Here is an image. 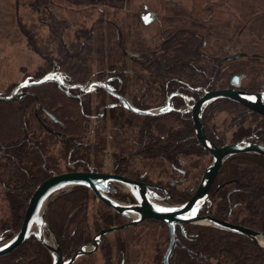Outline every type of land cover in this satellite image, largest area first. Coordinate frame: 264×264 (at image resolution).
<instances>
[{"label": "trees", "instance_id": "trees-1", "mask_svg": "<svg viewBox=\"0 0 264 264\" xmlns=\"http://www.w3.org/2000/svg\"><path fill=\"white\" fill-rule=\"evenodd\" d=\"M51 1L40 2L43 6H52ZM214 5L213 2L206 4L204 0H194L192 6L167 3L166 15L158 22L161 26L159 40L154 41L153 46L143 40L140 29L133 27L130 59L125 54L127 39L123 21L114 20V25H111L103 20V16L93 21L89 16L91 23L86 24V18L85 22L78 19L80 25L76 19L84 16L87 7L84 10L74 9L71 14L75 15L72 16L75 23L72 25L66 17L62 26L60 21L46 25L52 34L51 39L54 38L50 42L54 44L57 56L50 59L45 52L44 65L34 74L35 78L60 71L66 73L71 82L88 84L108 71H131L133 74L125 88L137 89L132 96L142 95L137 93L138 90L146 89L147 102L141 100L139 103L134 99V105L143 110L152 107L149 101L154 97L159 100L157 105L160 106L174 92L187 95L195 92L198 97V89L214 91L231 88L235 76H242L248 82L244 87L246 90L264 91L262 59H250L248 56L233 62L226 60L241 52L256 53L258 44H246L241 48L237 44V51L228 52L232 42L226 35L243 30L242 21L237 14L228 13L226 4ZM138 18L136 13L134 20ZM73 25L78 29L74 30L73 42L68 44L63 33ZM25 34L35 50L39 51L41 46L36 40L40 35L34 34L33 30H26ZM103 36L106 37L104 46L98 44V38ZM260 40L264 42V39ZM47 48L49 51V46ZM13 89L3 94H9ZM30 91L19 102L0 101V207L3 213L0 217V237H4L5 241L11 240L20 231L28 203L40 184L54 174L62 173L63 166L66 171L72 170L77 161L89 162L92 154L100 152L95 147L82 144H90L91 139L81 144L76 140L77 136L92 137L98 131L104 137L102 141H107L105 136L110 133V126L100 124L97 131L95 127L93 130L90 122L94 115L103 114V119H110V114L114 120V135L119 133L129 116V129L134 136L129 152L132 148L135 151L144 150L143 160L151 162V169L168 164L174 171V167H179L180 161L187 156L210 157L196 141L188 114L173 112L156 118L125 115L118 113L119 110L112 112L104 109L101 112L100 108L106 106L107 99L95 108L90 96H86L82 105L72 96L79 92L72 91L67 95L55 84ZM179 103L177 100L176 105ZM219 111L233 115L243 135L246 132L256 134L264 145V117L228 100L212 104L206 115L213 117ZM207 165L201 167L199 178ZM224 181H233L231 183L234 184L228 186L232 192L228 188L222 190L218 196L222 200L210 214L264 234V157L241 155L231 159L223 167L218 180L219 183ZM197 184L198 181L195 187ZM232 185L238 191H233ZM192 192H174L175 202H187ZM120 200L122 203L128 201L126 196ZM47 220L67 258L90 244L101 230L121 226L124 222L122 217L96 201L87 188L81 187L58 193L49 207ZM128 230L138 231L137 237L141 239L136 244L137 250H134L131 238L125 235ZM113 235L117 237L115 244L107 239L108 236L104 237L97 253L85 256L75 264H97L98 253L102 255L104 264H164L171 241L169 227L164 223L147 220L140 226H132ZM178 237L169 264H264V250L236 233L184 225L178 228ZM0 264H52V257L40 242L31 238L12 254L0 258Z\"/></svg>", "mask_w": 264, "mask_h": 264}, {"label": "water", "instance_id": "water-1", "mask_svg": "<svg viewBox=\"0 0 264 264\" xmlns=\"http://www.w3.org/2000/svg\"><path fill=\"white\" fill-rule=\"evenodd\" d=\"M156 18L152 14L144 17L145 24L151 25ZM246 54H235L227 58V61H236L244 58ZM56 82L66 88H75L82 91L91 92L93 89L102 88L109 93H112V87L106 82H94L86 90L84 87L68 86L65 84V77L57 74L47 75L41 80L31 82L25 80L19 84L9 95L3 96L0 94V101L5 103L19 102L26 97L24 89L38 87ZM234 88L207 92L201 99L192 107V117L194 122V130L196 138L203 149L208 152L212 158V163L206 169V172L200 182L199 188L193 198L181 205L165 206L162 202L171 199L169 191H165L167 196L161 198L156 195L154 187L136 182L134 180L96 172H71L64 174H55L42 184H40L33 196L31 197L24 221L20 231L7 243L0 246V258H4L16 250H18L25 242L31 238H35L49 252L52 257V264H75L85 256L95 254L100 245L102 238L110 233L124 229L126 226L114 227L100 231L93 237L92 242L75 252L71 258H67L61 250L57 237L54 233L47 236V231H51V225L47 220V214L50 205L53 203L51 198L61 191L73 188H87L95 198L106 205L108 208L115 211L122 217L131 219L132 222L128 225L137 226L146 220H156L164 223L169 227L171 241L169 249L165 255L164 264H169V260L175 243L179 240L178 225H196L211 227L227 232L236 233L247 237L259 248L264 250V234L250 230L238 225H233L213 218L212 216L201 217L200 213L205 204L210 200V192L217 177L219 176L225 163L241 154H254L264 157V147L258 145L248 139H245L235 144H224L221 147L216 146L206 135L203 126V113L214 102L220 100H228L244 106L250 111L264 117V92L252 93L239 89L240 77L236 76L232 80ZM174 97L172 95L166 107L157 111H140L132 106L127 100L121 99L124 107L129 111L140 116H162L171 112L170 101ZM117 184L123 185L134 196L136 204H122L113 200L109 193L114 190ZM211 208V207H210ZM209 208V209H210ZM193 211L195 214L193 215ZM5 241L4 237H0V243Z\"/></svg>", "mask_w": 264, "mask_h": 264}, {"label": "rangeland", "instance_id": "rangeland-1", "mask_svg": "<svg viewBox=\"0 0 264 264\" xmlns=\"http://www.w3.org/2000/svg\"><path fill=\"white\" fill-rule=\"evenodd\" d=\"M40 1L41 0H0V93L10 91L12 88H15L18 83L27 79V76H32L37 73L44 65L45 52L50 59L56 58L57 51L54 48V44L50 42L54 38L51 39L52 34L46 25L54 24L55 22L60 21L62 26L65 17L68 18L67 20L70 21L69 24L72 25L75 23L72 19V16H75L71 14L73 12L72 10H84V8L87 7V11L83 13L84 16L82 15L83 17H74L77 18L76 21L78 24L81 23V19L85 22L84 18L88 21L86 24L91 23L89 16L92 18V21L96 20L100 16L111 19L112 16H110L109 13L114 11L116 16L113 17V19L116 21L118 20L119 22L123 21L125 23L126 32L129 36L127 48L130 50L131 32L134 26H136L134 27L135 29H142V38L146 42H149L150 45H152L154 41L158 42V32L161 27L159 23L158 25L154 24L150 26V28H141L142 25L139 23V20H134L133 15L135 12L140 11V13H142L144 6L147 5L151 12L156 13L157 17L160 16V18H164L167 12L165 5L167 3L175 4L164 2L162 0H52V6H49L48 4L43 6ZM204 1L206 4H209L210 2L215 3V5L220 3L226 4L225 8L228 13H232L234 16L237 14V18L242 21L240 25L243 30H240L239 32L237 31L229 36L226 35V37H228L227 39L232 42V44L228 47V52L234 53L237 51V47L241 48V46L246 44L256 43L258 44L256 45L258 48L255 49L256 53L263 55L262 53L264 49L262 47L264 46V42L260 39H264V23L262 24V22H264V0ZM193 4L194 1L190 6ZM101 8L106 14L101 15L99 13V9ZM250 28L251 30H248ZM76 29H78V27L73 25L66 30V33H63V37L68 44L73 42L74 30ZM26 30H33L34 34L40 35L36 40L40 44L39 46H41L39 47V51H36L32 46L31 41L28 40V37L25 34ZM105 42V36L98 38V44L104 46ZM237 44L240 46H237ZM47 46H49V51ZM247 83L248 82L246 80H243L242 86H247ZM135 91L136 90L132 88L131 94L133 95ZM226 116V114H221L211 125H216L217 128H219L223 124L224 120L227 119ZM108 131H110L109 128ZM97 134H100V132L97 131ZM126 138L130 141L134 140V136L131 132L126 134ZM133 150L135 151L134 148H132V152ZM210 158L211 157L208 156H192L188 158L189 172L187 179L189 177H193V179L198 178L201 167H205L207 164V166H209L211 164L212 158ZM149 163L151 162L141 159L132 161L130 164V172L132 174H138L141 172L144 173L146 170V172L148 171L150 175L153 176L154 180L157 181L162 179L163 182H170V178H168V176L175 175V172L168 164H165L163 168L161 166L151 169ZM61 171H66L65 166L61 168ZM163 172H167L168 174ZM166 175L168 176L166 177ZM192 181L193 180L191 179V181L186 182V185L188 186V184ZM186 185H184V187H186ZM2 215L3 213L1 212L0 207V217ZM137 233L138 231L135 232L133 230L125 232V235L131 238L134 248H137L136 244L139 243L141 239L140 237H137ZM116 238L117 237H115L113 233L107 237V239L113 244L116 243ZM136 248L134 250H137ZM96 260L97 264L105 263L102 255L99 253L97 254Z\"/></svg>", "mask_w": 264, "mask_h": 264}, {"label": "flooded vegetation", "instance_id": "flooded-vegetation-1", "mask_svg": "<svg viewBox=\"0 0 264 264\" xmlns=\"http://www.w3.org/2000/svg\"><path fill=\"white\" fill-rule=\"evenodd\" d=\"M99 13L101 15L106 14L105 11L102 8L99 9ZM136 13H137V15L139 17L138 18L139 23L142 25L141 27L143 29H144V27L150 28V26H152L154 24L158 25V22L160 20V16L157 17L156 13L151 12L147 5L144 6L142 13H140V11L139 12L136 11L135 14ZM148 14H152L156 18V20L151 25L147 26L145 24V22H144V17L147 16ZM109 15L112 16L111 19L107 18V17H102V18H103V20H105L107 22V24L110 23L111 25L112 24L114 25L113 17L116 16V13L114 11H111L109 13ZM123 25H124V33H125V36H126V39H127V45H128L129 36L127 35V32H126L125 23ZM241 53L246 54V56L244 58H248V56H249L250 59H262V60L264 59V55H261V54H257V53L248 54V53H244V52H241ZM125 54H126V56L129 59L131 58L130 56H132V54H131L130 50H128V48H127V51H125ZM238 54H240V53H238ZM233 55H235V54H233ZM244 58H241V59H238V60H242ZM229 62H233V61H229ZM50 74L51 75L57 74L59 76L61 75V76L65 77V84L68 85V86L80 85V86L84 87L86 90L94 82H106V83H108L112 87V89H111L112 93H109V92H107L106 90H104L102 88H96V89H93L91 92H86V91H82L80 89L66 88V87H64L62 85H59L56 82L50 83V84H55L59 90L65 92V94H67V95L70 94L72 91L79 92V93H76L75 95H72V96L74 98H76L75 99L76 101L81 102L82 105H83V101H86V98H87L86 96H90V99L92 101V105H94L95 108H97L98 106L101 105L103 99H107L106 106H104V107L102 106L100 108L101 112L104 109L111 110L112 112H114V110H119L118 113L122 112L125 115L126 114H128V115L133 114V115L138 116V117H154V116H140V115H137V114L129 111L128 109H126L124 107L121 99L123 98V99L127 100L132 106H134L136 109H138L140 111H157V110H159L161 108L166 107V105H167V103L169 101V98L172 95H174V97L170 101V107L172 108L171 112H169L167 114H164L162 116L168 115V114L173 113V112L182 113V114H188L190 116V118H191V121H192L194 137H195L197 142H198V140H197L196 135H195L194 122H193V117H192V107L195 105V103H197L201 99L202 96H204L205 93L221 91V90H214V91H208L207 90L206 91V90L198 89L197 92L200 93V95L198 97L195 96V92H193V93L190 92V94H188V95L185 94V93H182V92H174V93L170 94L166 98L164 104L160 105V106L157 105L159 103V100L156 97H154L155 99H150V101H149L150 103L149 104H151L152 107L149 110H143V109L138 108L136 105H134V99L137 102L139 101V103H141L140 102L141 100L142 101L146 100V102H147V99H146L147 96L145 95L146 89H144V91H142L141 89L138 90L137 93H139V94L141 93L142 95L132 96L131 89L133 87L130 88L129 90H126V88H125V86L127 85V80L133 74L131 71H126V70H123V71H112V72L108 71L107 74L104 73L102 77H98V78H96L95 80L91 81L88 84H81V83L77 84V83L71 82L69 77H68V75L66 73H63V72H60V71L48 72L44 76L39 77V78H35V75L33 74L32 76H27L28 77L27 79L30 80L31 82H34V81L41 80L42 78H44L45 76L50 75ZM238 77H240L239 89L243 90V91L251 92V91H248V90H246L244 88L246 86H244V87L242 86V82H243L242 76H238ZM27 79H25V80H27ZM24 81H22L21 83H23ZM21 83H18L15 86V88ZM231 85H232V82H231ZM38 87H40V86H38ZM33 88H37V87H32V88L23 90V92L26 94V97L30 94V92H31L30 90H32ZM231 88H234V86L232 85ZM227 89H230V88H227ZM134 90H137V89L134 88ZM223 90H226V89H223ZM261 92H264V91H261ZM261 92H252V93H261ZM0 94L3 95V96H6L3 93H0ZM7 95H9V94H7ZM137 96L143 97V99H141L140 97H137ZM177 100H179L181 102V103H179V105H176ZM207 109L204 111L203 117H202L203 126H204V130H205L206 135L208 136V138L216 146L221 147L224 144H235V143H239V142H241V141H243L245 139H248V140H250V141H252V142L264 147V145H262L260 143L261 142V137L257 136L256 134H252V133H247L246 132V134L243 135L241 129L239 128V126L237 124H235L233 115H231L229 112L219 111L218 113H214L213 117H210V115H208V114L206 115ZM252 113H254V112H252ZM221 114H226L227 115L226 116L227 119L224 120L223 124L219 128H217L216 125H211L212 123L215 122V120ZM254 114H256V113H254ZM113 115H114V113H113ZM162 116H159V117H162ZM109 117H110V119H103V114H101V115L99 114L98 116L94 115V117L91 119V122H90L92 124V126H93V130H94V127H95V131L98 130V127L100 126V124H103V125L104 124H108L110 126L109 127V130H110L109 132L110 133H108V135L105 136L106 139H107L106 142L102 141L104 139V137L102 135L96 134V133L92 137H86V138H82V136H77L76 137V140H78V142H80L79 144H81L82 142H86L89 139H92V142L90 144H87V143H82V144H84L85 147H87V146H90L91 148L95 147L100 152L92 154L93 157H92V159L89 162H87V161L85 162L83 160L77 161V164H74L72 166V170L65 171V172L58 173V174L71 173V172H96V173H103V174L114 175V176H122V177H125V178H128V179L134 180L136 182L145 184L147 186L154 187L153 190L156 192V195H158L161 198H165L167 196L165 191H169V193L171 195V199L162 202V204L165 205V206L181 205V204H177L175 202V196H174L173 193L176 192V191L183 192V193H190V191H193L190 200L193 198V196L195 195V193L197 192V190L199 188L200 182H201L206 170H205L204 174L202 175V177H200V178L198 177L196 179H193V177H189L187 179L188 172H189V168H188L189 167V161H187V159L192 157V156H187V159H182L180 161V166L179 167H174V172L176 174L173 175V177H169L170 178V182H163L162 179H159V180L156 181V180H154L153 176L150 175V173L148 171L146 172V170L144 171V173L141 172V173H138V174L137 173L132 174L130 172L131 160L132 161H135L137 159L138 160H140V159L143 160L142 154H143L144 150L139 149L138 151H133L132 153L129 152V147H130L131 141L126 138V134L131 132V130L129 129L130 123H131V119H130L129 116L126 119V123L125 124L123 123L124 126L122 127V129L118 130L119 133H117V135L112 134L113 130H114V120L111 119V115L110 114H109ZM159 117H156V118H159ZM121 121H123V120H121ZM247 128L250 131L249 126H247ZM206 153L212 158V156L208 152H206ZM241 155H254V154H241ZM241 155H237V156H241ZM237 156H235V157H237ZM235 157H232L231 159H233ZM231 159H229L228 161H230ZM108 161H109V163H108ZM212 161H213V158H212ZM221 172H222V170H221ZM221 172H220V174H221ZM220 174L217 177L214 185L212 186L211 192H210V200H212L213 203L210 204V203L207 202L205 204L203 210L201 211L200 216L201 217L212 216L215 219H218V220L233 224V223H231L228 220L220 219V218L214 217L212 214H210V211L212 210V208L215 207L216 204L222 200V199H220L218 197V196H220V192L222 190H224L225 188H228V190H230V192H232V188H229L228 186H229V184H234V183H231L233 181H227V182L224 181L222 183H219L218 180H219ZM198 176H199V174H198ZM191 179L193 181L190 184H188V186H187L186 182L191 181ZM197 181H198V184L195 187V183ZM184 185H186V187H184ZM232 187L234 188L233 191H238V189L235 188L234 185H232ZM111 189L114 190V193L111 192V193L108 194V196H110L113 200H115V201H117L119 203H122L120 199L125 198V196H126V199L128 201L126 203L124 202L122 204H128V205L136 204V200H135L134 196L123 185L117 184L115 189L114 188H111ZM69 190H71V189H69ZM69 190H65V191H69ZM56 195H54L51 198V200H53ZM94 198H95V196H94ZM190 200H188L187 202H189ZM96 201H98V200L96 199ZM98 202L101 203L100 201H98ZM187 202H185V203H187ZM185 203H183V204H185ZM101 204H103V203H101ZM104 206H106V205H104ZM120 217H122V216H120ZM122 218H123L124 222H123V224L121 226H126L124 229H129L130 227L134 226V225L128 226L132 222L131 219H128V218H125V217H122ZM144 222H142L141 224H143ZM141 224H139L137 226H140ZM233 225H237V224H233ZM121 226H116V227H121ZM238 226H241V225H238ZM179 227H184V226L178 225L177 229ZM241 227H243V226H241ZM112 228H114V227H112ZM244 228H246V227H244ZM106 229H109V228H106ZM124 229H122V230H124ZM103 230H105V229H103ZM118 231H120V230H118ZM115 232H117V231H115ZM115 232H113V233H115ZM51 233H54L53 230L47 231V236L49 237L51 235ZM110 234H112V233H110ZM110 234H108V235H110ZM107 236H105V237H107ZM103 238H102V240H103ZM7 242L8 241L6 240L3 243H0V246L4 245ZM98 251H99V249H98Z\"/></svg>", "mask_w": 264, "mask_h": 264}, {"label": "crops", "instance_id": "crops-1", "mask_svg": "<svg viewBox=\"0 0 264 264\" xmlns=\"http://www.w3.org/2000/svg\"><path fill=\"white\" fill-rule=\"evenodd\" d=\"M164 2L180 4L184 6H190L194 0H162Z\"/></svg>", "mask_w": 264, "mask_h": 264}, {"label": "snow or ice", "instance_id": "snow-or-ice-1", "mask_svg": "<svg viewBox=\"0 0 264 264\" xmlns=\"http://www.w3.org/2000/svg\"><path fill=\"white\" fill-rule=\"evenodd\" d=\"M195 214V211H193V215Z\"/></svg>", "mask_w": 264, "mask_h": 264}]
</instances>
